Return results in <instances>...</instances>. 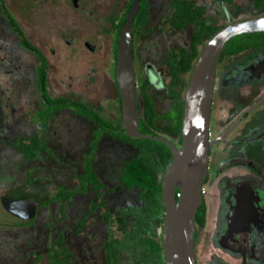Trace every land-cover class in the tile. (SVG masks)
I'll return each mask as SVG.
<instances>
[{
	"label": "rangeland",
	"instance_id": "obj_1",
	"mask_svg": "<svg viewBox=\"0 0 264 264\" xmlns=\"http://www.w3.org/2000/svg\"><path fill=\"white\" fill-rule=\"evenodd\" d=\"M122 1L126 5L129 0L119 2ZM98 2L99 0H94L88 7V0H78L81 6L88 8L86 12L88 15L90 11L95 15L99 10L101 12L97 15L102 19L104 15L113 11V0H100V4ZM207 2L210 4L209 0ZM105 3L108 6L105 10L106 14H103ZM171 3L172 0H146L145 7L139 13L136 20V70L139 103L142 102L144 93L154 98L159 106L157 125L160 134L180 147L178 134L174 130V122H176L174 114L165 111L166 94L149 81L142 67L145 60L151 58L164 69L166 67L164 59L167 54L180 46L187 45L186 41L190 40V35L195 29L194 25H190L189 29L180 31L173 26L174 10ZM96 4L98 7L94 6ZM124 6L116 9L114 15L119 16L124 11L126 7ZM12 7L13 11L10 12L18 23L27 29L28 25H23L21 17L14 11L16 7L13 5ZM231 8L235 11L239 9L242 13L235 16L234 22L256 16L250 15L253 7L249 0H235ZM35 11L37 17L30 20L38 26V30L46 33L54 31L58 36L74 24L78 29L96 24L94 20L81 14L73 0H39ZM211 11L208 15L213 28L228 23L226 19H217L215 10ZM102 27L110 28V25L105 23ZM24 32L32 39L36 36L34 31ZM75 32L79 34L81 31ZM104 33L105 35H101V31L97 28L87 35V38L94 43V51L87 47L83 39L77 46L71 47V43L60 42L55 35L50 37L46 35L49 45L40 44V48L47 54L51 65L48 88L51 96L80 97L94 107L102 106L107 118L116 123H123L122 102L115 76L114 55H112L116 33L115 31ZM65 39L69 40L70 36L66 34ZM55 43L59 44L54 46L57 50L56 54L49 51L51 49L49 46ZM6 54L9 58H5ZM37 67H39L38 59L21 47L18 37L5 17L0 14V143L4 141L0 146V197L4 194L12 198H39L43 201L54 194L58 186L76 188L78 177L83 171L85 154L90 151L89 143L93 131L86 125L89 120L74 116V112H68L71 110L59 113L47 133L48 147L56 157L41 152L37 159H25L14 147L6 144V140H15L21 134L33 135L39 131V124L36 122L38 119L35 115L42 108V103L37 84ZM190 75L191 72L183 75L185 82H189ZM93 123L95 125V122ZM137 154L139 150L136 147L110 135L104 137L100 150L97 151L95 170L109 188H114L113 192L103 190L107 207L114 214L121 207L127 206H132L138 211L144 210L139 191L127 190L120 184L124 161ZM209 195L208 210L211 213L213 209L211 200L215 196L213 191ZM96 197L97 192L89 189L86 194H78L65 205L53 202L41 206L33 225L22 229L18 226L10 227V224L14 225V221L19 219L3 210L0 200V264H48L49 243L54 236L53 233L57 234L61 231L65 233L66 243L73 249L78 264H106L102 244L109 236L110 228L100 218L104 208L91 213L88 216V223L80 232L77 231L78 222L87 214L89 203ZM158 213H162V210ZM3 220L8 228L2 224ZM212 220L211 214L207 218L206 226L200 228L202 238L197 244L199 264H208L210 254L216 250L211 242L212 238H209L210 228L213 226ZM113 231L116 236L122 237L123 233L118 229V224L113 226ZM162 232V229L158 230V234ZM134 251L128 248V252L123 255V261L132 260ZM156 259L165 264V259Z\"/></svg>",
	"mask_w": 264,
	"mask_h": 264
},
{
	"label": "flooded vegetation",
	"instance_id": "obj_2",
	"mask_svg": "<svg viewBox=\"0 0 264 264\" xmlns=\"http://www.w3.org/2000/svg\"><path fill=\"white\" fill-rule=\"evenodd\" d=\"M93 1L94 0H88V7ZM119 1L120 0H113V11L108 14L105 12L108 6L105 3L104 5L106 7L103 10V14L106 15L101 19L97 15L101 11L96 9L98 12H96L95 15L92 11H90L88 15L86 13L88 8L81 6L78 0L76 3L73 0L74 5L79 9L81 14L88 16L87 18H91L96 24L81 29L76 28L74 24L70 28L67 27V30H65L67 32L62 31L65 33H62L60 36L54 31H48L47 33L46 31H39L38 26L30 20L37 17L35 10L38 6L36 3H38L39 0H5V4L9 10H12V5L18 8L23 25H28L27 29L22 26V30L34 31V33H36V39H32L27 35L26 37L39 47L40 44L49 45V40H46L47 36L50 37L51 35H55L60 42L67 41L71 43V47L77 46L83 39L87 47L94 51V43L87 38V35L90 31L93 32L97 28L101 31V35H105L104 32L106 31H115L116 33V25L121 21L131 2V0H129L125 5L123 1ZM195 1L206 7L205 15L207 17V24L209 23V25H211V22L208 14L212 12L211 10H215L214 12L217 13L215 15L217 19H226V21H228L226 25L234 22L233 19H235V16L242 14L239 9L235 11V9L231 8L235 0H209L210 4L207 0ZM249 1L252 3L253 7L251 9L253 12H250V15L259 16L264 14V0ZM133 2L134 0H132V4ZM98 3L100 4V0ZM228 4H230V7H228ZM94 6L98 7L97 4ZM123 6L125 7L124 11H122L119 16H115L113 12ZM103 8L104 6L102 5V9ZM142 10L143 8L141 5L132 26V34L133 31H135V34H133V49L135 54L134 64L136 80H138L136 70L137 54L135 49L137 36L136 20ZM92 15H94V17ZM105 23L109 24L110 28L102 27V24ZM190 25L193 26L194 24ZM190 25L187 29L190 28ZM217 27L221 26L218 25ZM217 27L213 28L211 25L212 30ZM194 28L193 33L190 35V40L186 41L187 45L180 46L179 48H193L194 42L192 36L199 30V27L194 25ZM75 31H81L79 32L81 35L78 33L76 34ZM162 31L165 30L162 29ZM217 32L218 31L203 32L204 34L201 40L196 41L197 48L202 51L206 43ZM66 34H68L72 40H66ZM95 35L97 36V34ZM18 40L20 41V39ZM236 40H234V44H230V41L226 44L219 56L218 62H216L217 68L212 97L209 133L211 147L209 151L208 174L203 186L205 224L201 226L196 222L197 253V244L202 238L200 228L206 226L207 218L212 214L213 226L210 228L211 235L209 238H212L211 242L216 250L210 254L207 262L208 264H264V32L248 33L247 35L236 38ZM58 45L59 44L56 45L55 43V45L49 46L51 48L49 51L56 54L57 50L54 46ZM25 49L27 52L32 53L27 48ZM112 55H114V53ZM167 58L168 54L164 59L166 63L164 69L161 68V64L157 65L156 61L151 58H147L145 63L142 64V67L149 81L153 82L154 85L162 89L166 94L164 98L166 104L165 111L169 112V114L173 113L176 121V99L168 87L170 82V68L166 62ZM115 65L114 70L116 76L117 65ZM49 69H51V65ZM168 101L170 102L169 104ZM157 108L159 110L158 104ZM178 140L181 144L182 135L178 134ZM212 191L215 197L211 200L213 209L210 213L208 210V200L210 196L209 193ZM33 223L34 218L32 220L23 219L19 220L16 225L18 228L22 229L23 227L32 226ZM2 224L5 228H8L7 223L2 221ZM55 237L56 235L52 238L50 237L51 242L49 243V247L51 243L54 242ZM109 240L110 236H108L103 243L106 244L105 242ZM104 244H102V247L105 263L107 264ZM69 249L72 251V256L69 261L72 260L75 264H78L73 249L70 247Z\"/></svg>",
	"mask_w": 264,
	"mask_h": 264
},
{
	"label": "trees",
	"instance_id": "obj_3",
	"mask_svg": "<svg viewBox=\"0 0 264 264\" xmlns=\"http://www.w3.org/2000/svg\"><path fill=\"white\" fill-rule=\"evenodd\" d=\"M131 4L132 0L121 21L116 25V39L114 41L115 64L117 63L120 31ZM145 4L146 0H142V8L145 7ZM171 4L174 10L172 23L177 30H186L190 24L199 27L198 33L196 32L192 36L194 42L193 48L188 49L187 47H183L172 50L168 53L166 60L170 68L168 87L176 99L175 109L177 117L176 122H174V130L177 134L181 135V122L185 104L184 91L188 84L185 82L183 75L192 72L201 52L196 46V41L201 40L203 32L219 31L223 27H217L212 30L211 25L207 24L206 7L198 4L195 0H172ZM3 9L5 10L3 11ZM0 14L6 17L10 28L19 37L20 43L38 58V87L40 92L44 91V95H40L42 108L36 114V118L41 123L40 131L33 135L21 134L15 140H6V144L14 147L25 159H34L43 150L50 151L46 140L47 133L58 111L71 109L80 115V117L82 116L94 121L98 125V130L96 131L94 140L91 142V149L86 154L82 174L78 177L79 185L74 189L59 188L46 203L50 204L58 201L65 205L74 196L86 194L89 189L96 191L97 197L89 203L88 212L78 222L79 228L77 231L80 232L81 228L88 223V216L91 213L97 209L104 208V212L100 215V218L110 228V240L104 244L107 264H164V262L162 263V261L156 258L165 259L162 247L163 232L162 234H158V230H163L166 214V206L162 198V179L173 158L171 148L163 141L151 137L129 135L123 123H116L104 115L102 106L94 107L84 100L73 97L51 96L48 88L50 63L47 54L37 44L27 39L17 19L7 8L5 0H0ZM134 32L133 34H135ZM238 37H235L229 43L234 44V40ZM236 41L239 42L238 40ZM156 103L154 98L146 93L142 96V102L139 103L138 101L137 103L140 113V130L147 136H162L157 125L160 113ZM104 134H109L139 150V154L124 161L120 175V184L127 190L134 189L139 191V197L144 204V210L138 211L132 206H127L121 207L114 214L107 207L103 190L113 192L114 188H109L101 180L94 169L93 163L98 150V144ZM178 191L179 189H177ZM161 210L162 213H158ZM204 211L205 206L203 202L202 207L198 209L196 214V222L201 226L205 224ZM117 224L118 229L123 233L122 237H115L113 226ZM128 248L135 250L132 253V260L123 261V255L128 252ZM71 256L72 251L66 244V235L61 231L56 234L54 242L49 247L48 262L49 264H75L74 261H69Z\"/></svg>",
	"mask_w": 264,
	"mask_h": 264
},
{
	"label": "water",
	"instance_id": "obj_4",
	"mask_svg": "<svg viewBox=\"0 0 264 264\" xmlns=\"http://www.w3.org/2000/svg\"><path fill=\"white\" fill-rule=\"evenodd\" d=\"M140 4L141 0H134L118 40L116 81L122 102L123 124L129 135L151 137L171 148L173 158L162 179V198L166 206L162 234L165 264H199L196 253V214L204 202L203 186L208 174L216 62L226 44L234 37L264 32V14L229 23L212 36L200 52L185 91L182 142L178 147L165 136H147L140 130L132 34ZM41 95H44V91ZM1 201L9 213L27 220L36 216L40 206L35 199L26 197L2 196Z\"/></svg>",
	"mask_w": 264,
	"mask_h": 264
},
{
	"label": "crops",
	"instance_id": "obj_5",
	"mask_svg": "<svg viewBox=\"0 0 264 264\" xmlns=\"http://www.w3.org/2000/svg\"><path fill=\"white\" fill-rule=\"evenodd\" d=\"M39 4V2L38 3H36V5H38ZM13 11V10H12ZM14 11L16 12V15H19L20 17H21V15H20V12L18 11V8H15L14 9ZM3 15V14H2ZM4 16V15H3ZM18 16V18H20ZM5 17V16H4ZM5 19H6V17H5ZM21 19V18H20ZM23 22V21H22ZM20 26L22 27V25L20 24ZM16 38V37H15ZM19 38V37H18ZM36 39V38H35ZM8 41V40H7ZM18 42L20 43V41L18 40ZM20 45H21V47L24 49V47H23V45L20 43ZM29 53V52H28ZM29 55H32V56H35L33 53H29ZM6 57H8L9 58V56H8V54H6V56H5V58ZM36 57V56H35ZM48 57V56H47ZM7 58V59H8ZM37 58V57H36ZM38 63H39V61H38ZM37 75H38V72H37ZM38 77V76H37ZM48 85H49V81H48ZM59 96H61V95H59ZM62 96H65V95H62ZM65 97H69V96H65ZM77 99H80V100H82V99H84V98H77ZM95 107H98V106H95ZM68 110H71V109H63V110H60V111H58L57 113H56V115H55V118L52 120V122H51V125H52V123L55 121V119L57 118V115L59 114V113H61V112H63V111H68ZM68 112H74L73 110H71V111H68ZM74 114V116H78V117H80V115H78V114H76L75 112L73 113ZM36 116V115H35ZM81 118H85V117H80V119ZM88 119V118H87ZM78 120V119H77ZM89 121H91V122H89V121H87V123H86V125H88V126H90L91 128H92V135H93V137H92V139H91V141H90V143H89V147H90V145H91V142L94 140V138H95V134H96V131L98 130V125L95 123V125H94V121L92 122V120H90V119H88ZM36 122L39 124V131H40V125H41V123H40V121L39 120H36ZM50 129H51V126H50V128H49V130H48V132L50 131ZM3 132V131H2ZM37 133V132H36ZM106 135H109V134H104L103 135V137H102V139L100 140V142H99V144H98V152H99V150H100V146H101V143H102V141H103V139H104V137L106 136ZM3 136H4V133H3ZM114 138V137H113ZM3 139H4V137H3ZM116 139V138H115ZM47 143H48V136H47ZM3 143H4V141H3ZM3 143H0V146L1 145H3ZM91 149V148H90ZM49 150L50 151H46V150H43L42 152H46L47 154H49V155H51L52 157H56V154L53 152V151H51V149L49 148ZM87 154L89 153V150L86 152ZM96 154H97V152H96ZM86 155V154H85ZM39 157V156H38ZM38 157H36V158H34V159H37ZM85 158H86V156H85ZM95 158H96V156H95ZM84 162H85V160H84ZM94 169H95V159H94ZM83 166H84V163H83ZM97 172V171H96ZM79 185V181H78V184H77V186ZM61 187H63V186H58L57 188H56V190H55V193L58 191V189L59 188H61ZM65 188V187H64ZM66 189H69V188H66ZM54 193V194H55ZM53 193H52V195L51 196H53L54 195ZM2 196H4V194L3 195H1V197ZM51 196H49V198H47L46 200H43V201H41L39 198L38 199H35L36 201H38L39 203H40V206H39V208H38V210H37V213H38V211L42 208V207H44L45 205H50V204H47L46 202L50 199V197ZM77 196V195H76ZM1 197H0V200H1ZM75 197V196H74ZM12 198V197H11ZM27 198V197H26ZM30 199H32V198H30ZM54 202H58V201H54ZM53 203V202H52ZM1 206H2V208H3V210L5 209L4 207H3V204H2V201H1ZM0 206V207H1ZM42 206V207H41ZM6 210V209H5ZM7 211V210H6ZM8 212V211H7ZM9 213V212H8ZM11 214V213H10ZM12 215V214H11ZM14 216V215H13ZM16 217V216H15ZM35 218V217H34ZM17 219H19V220H23L24 218H19V217H17ZM24 220H26V219H24ZM32 220V219H31ZM4 221V220H3ZM16 221H18V220H16ZM16 221H14L15 223H14V225H12V224H10V226L11 227H15V226H17L16 224H18V223H16ZM5 222V221H4ZM6 223V222H5ZM54 235H56L55 233H54Z\"/></svg>",
	"mask_w": 264,
	"mask_h": 264
},
{
	"label": "built area",
	"instance_id": "obj_6",
	"mask_svg": "<svg viewBox=\"0 0 264 264\" xmlns=\"http://www.w3.org/2000/svg\"><path fill=\"white\" fill-rule=\"evenodd\" d=\"M178 195H179V193H178Z\"/></svg>",
	"mask_w": 264,
	"mask_h": 264
}]
</instances>
